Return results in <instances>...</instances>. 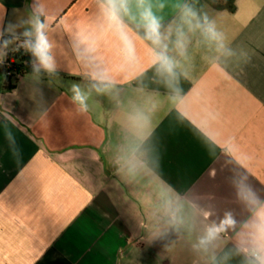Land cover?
Masks as SVG:
<instances>
[{"label":"crops","instance_id":"0c3cea01","mask_svg":"<svg viewBox=\"0 0 264 264\" xmlns=\"http://www.w3.org/2000/svg\"><path fill=\"white\" fill-rule=\"evenodd\" d=\"M146 3L175 77L152 64L136 0L124 17L134 61L100 0H0L5 24L19 22L0 59L11 36L35 38L38 16L55 64L34 61L12 90L0 75V264H249L264 202V0ZM184 4L223 40L190 29ZM226 214L235 226L201 244Z\"/></svg>","mask_w":264,"mask_h":264},{"label":"clouds","instance_id":"9594fccd","mask_svg":"<svg viewBox=\"0 0 264 264\" xmlns=\"http://www.w3.org/2000/svg\"><path fill=\"white\" fill-rule=\"evenodd\" d=\"M131 0H100V12L102 14L104 23L121 41L123 45V52L125 58L129 61H134L136 58V47L133 38L129 34L128 25L125 23L124 17L131 12ZM136 5L140 10L139 17L144 29L145 38L151 42L152 45L159 48V51L152 50V64L157 65V71L167 74L170 77H175V69L177 67L176 61L170 57L165 49L166 45L163 43L165 35L162 32L161 19L152 11V6L146 3V0H136ZM181 17L185 24L190 29L201 28L204 34L213 41L221 42L223 36L216 30L214 22L208 20L205 16L201 22L198 13L189 5H182ZM18 23L9 21L7 24L4 22L3 14H0V36L4 31L12 32ZM34 29L35 40L25 41V45L32 52V54L39 61V65L51 72L54 70L55 64L50 50V44L44 29L45 24L35 17L32 21ZM24 35L29 37L32 32L25 31ZM183 31H178L176 39V47L183 54L185 50ZM222 46V44H221ZM75 95L73 99L83 105L84 97L77 86H73ZM236 224L235 219L231 214H226L225 218L218 224L208 227L206 236L201 239V244H206L218 237L221 232L234 227ZM252 235V247L248 253L251 257L249 264H264V202H260L256 207L252 220L249 224Z\"/></svg>","mask_w":264,"mask_h":264},{"label":"trees","instance_id":"16d2710c","mask_svg":"<svg viewBox=\"0 0 264 264\" xmlns=\"http://www.w3.org/2000/svg\"><path fill=\"white\" fill-rule=\"evenodd\" d=\"M10 39L13 41L14 46L10 52H8V58L13 56L15 61L10 63L7 67L5 63L0 64V75L4 77V87L7 90H12L17 80L33 70V63L37 58L32 54V52L25 45V41L32 40L34 42L35 38L26 36H11ZM9 61V59H8ZM15 71V75L9 74V72ZM18 74V76H16Z\"/></svg>","mask_w":264,"mask_h":264},{"label":"built area","instance_id":"2783aa9c","mask_svg":"<svg viewBox=\"0 0 264 264\" xmlns=\"http://www.w3.org/2000/svg\"><path fill=\"white\" fill-rule=\"evenodd\" d=\"M8 59H9V61H8ZM15 61V58L13 57V56H11L10 58H8V56L7 57H5L4 59H0V64L1 63H5V65L7 66V67H9L10 66V63H12V62H14ZM14 73H16L15 71H11V72H9V74H11V75H15ZM16 76H18V74L16 75Z\"/></svg>","mask_w":264,"mask_h":264}]
</instances>
